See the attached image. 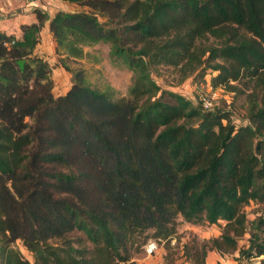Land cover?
Instances as JSON below:
<instances>
[{"label": "trees", "instance_id": "trees-1", "mask_svg": "<svg viewBox=\"0 0 264 264\" xmlns=\"http://www.w3.org/2000/svg\"><path fill=\"white\" fill-rule=\"evenodd\" d=\"M62 1L76 7L49 22L63 93L37 51L48 12L18 37L0 30L2 264H132L179 217L223 223L188 249L195 264L212 250L264 264V219L238 245L245 207L264 203V0ZM100 42L132 70L129 96L71 65ZM158 66L180 82L212 70L214 87L244 95L246 118L164 87Z\"/></svg>", "mask_w": 264, "mask_h": 264}, {"label": "rangeland", "instance_id": "rangeland-1", "mask_svg": "<svg viewBox=\"0 0 264 264\" xmlns=\"http://www.w3.org/2000/svg\"><path fill=\"white\" fill-rule=\"evenodd\" d=\"M87 55L76 62H72L73 67H83L86 70L88 80L95 86L104 87L110 84L116 91L117 96H129L133 86V72L123 62L111 52V44L100 42L91 46H86ZM54 56H56L54 52ZM55 58L51 63L55 66ZM156 79L164 86L182 90L188 96L194 98L200 104L203 98L210 97L213 106L231 111L232 120H244L247 116L246 101L244 95L233 97V94L226 93L222 87H214L211 84L213 76L212 70H208L206 81L202 79H187L180 82L179 73L175 68L168 66H158L154 68ZM55 75V92L63 93L71 85V75L69 72L53 71ZM60 84V85H59ZM247 215L248 234L242 237L238 245L242 246L249 237L250 230L256 227L260 219H264V203L261 201H251L245 207ZM222 222L217 224H209L207 222L192 224L186 222L179 217L177 221V234L170 241H159V250L152 256H149L145 250L136 255L134 263H138V259H144L147 264H195L188 253V249L195 242H200L205 238L217 236L221 233ZM264 228V226H263ZM155 239V238H151ZM186 244V245H185ZM2 241L0 237V249ZM15 246L18 247L25 256L34 261L33 255L22 244L17 241ZM214 251V252H212ZM209 251L205 258L204 264H239L233 254L222 255L216 250ZM262 257L254 258L250 262L256 263ZM0 264L2 259L0 255Z\"/></svg>", "mask_w": 264, "mask_h": 264}, {"label": "crops", "instance_id": "crops-1", "mask_svg": "<svg viewBox=\"0 0 264 264\" xmlns=\"http://www.w3.org/2000/svg\"><path fill=\"white\" fill-rule=\"evenodd\" d=\"M67 7L70 9L76 8L74 5H68L62 0H0V30L18 37L22 33V23L36 21V9L46 10L49 14V20L41 32V41L37 46V51L51 63L55 58L56 43L50 31L49 22L60 8ZM62 70L65 71L60 67L53 69L56 73H61ZM53 78L58 79L55 75H53ZM58 80L62 84L63 79L59 78ZM137 261L138 263L133 262L132 264H147L144 259H138Z\"/></svg>", "mask_w": 264, "mask_h": 264}, {"label": "built area", "instance_id": "built-area-1", "mask_svg": "<svg viewBox=\"0 0 264 264\" xmlns=\"http://www.w3.org/2000/svg\"><path fill=\"white\" fill-rule=\"evenodd\" d=\"M202 105L205 108H211L213 106L212 99L210 97L202 99ZM149 256L154 255L159 250V241L156 239H149L144 246Z\"/></svg>", "mask_w": 264, "mask_h": 264}]
</instances>
